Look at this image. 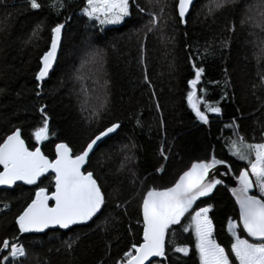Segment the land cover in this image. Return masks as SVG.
<instances>
[{"label": "trees", "instance_id": "trees-1", "mask_svg": "<svg viewBox=\"0 0 264 264\" xmlns=\"http://www.w3.org/2000/svg\"><path fill=\"white\" fill-rule=\"evenodd\" d=\"M38 2L41 8L32 9L29 0H0V142L19 127L35 149L39 144L32 133L46 117L49 137L41 145L53 160L60 142L77 155L107 127H120L86 167L106 194L91 223L19 233L16 217L34 198L36 186L17 185L0 189V242L19 237L27 255L18 264H119L133 244L142 242L141 206L149 189L171 187L193 163L213 156L238 176L246 162L230 155L231 142L239 137L264 142V8L261 0H227L219 8L220 0H197L183 24L178 0H131L129 17L102 27L81 13L86 0H63V7H53L57 0ZM149 13L160 16L152 31L145 27ZM57 24L64 25L58 62L46 81H37ZM193 65L204 69L197 96L221 109L210 113L201 104L207 124L187 102ZM39 184L52 192L54 177ZM254 194L259 195L256 189ZM209 205L214 238L229 250L227 224L239 223L238 205L225 184L193 209ZM189 222L186 215L168 230L166 258L153 263L199 264L194 233L183 230ZM239 231L248 238L242 227ZM176 246H188L189 255L176 253Z\"/></svg>", "mask_w": 264, "mask_h": 264}, {"label": "snow or ice", "instance_id": "snow-or-ice-1", "mask_svg": "<svg viewBox=\"0 0 264 264\" xmlns=\"http://www.w3.org/2000/svg\"><path fill=\"white\" fill-rule=\"evenodd\" d=\"M32 9H40L38 0H29ZM227 0H220L217 8L222 7ZM192 0H178V15L184 23L185 15ZM63 7V0H57L56 6ZM141 12L144 11L137 5ZM259 7L264 8V0ZM211 10V9H210ZM164 9L161 8V14ZM84 15L98 21L101 25L119 24L125 17L131 15L129 0H86ZM152 19L145 27L152 31L157 26L160 16L149 13ZM264 17V11L260 13ZM63 24L52 28L50 50L41 57L42 67L36 74L37 81H43L48 76L53 62L57 58L61 30ZM35 34V33H34ZM195 78L188 81L191 91L188 92L187 102L196 117L204 124L209 122L205 111L220 114L219 107L208 104L197 96V85L200 82L203 68L193 65ZM147 79V77H145ZM44 110L41 109V112ZM119 127L112 124L101 131L91 140L82 152L73 156V150L66 143L55 146V159L50 160L40 147L30 150L22 138V130L16 127L0 142V185L12 186L17 181L26 185H35L34 198L16 217L19 233L43 232L45 229L59 227L70 229L73 225L84 224L101 213L106 204V194L91 171H84L88 163L89 154L103 137L114 132ZM32 136L37 144L49 137L48 119L45 117L43 125L37 127ZM163 151V150H162ZM230 155L246 162V167L239 171L236 177L238 187L231 188V194L239 206V223L228 221L227 232L232 240L230 249L214 238V225L209 213L212 206L193 209V205L202 197H209L218 185L224 184L217 179L219 172L217 165L226 164L215 156L211 160L195 162L183 172L171 187L162 190L149 189L142 199L143 242L133 244L126 251L119 264H151L150 258L165 257V237L173 225H181L183 219L190 216L185 232L192 230L195 236V249L198 253L199 264H264V142L249 143L243 137L233 140L228 146ZM166 159V157H165ZM55 174V191L49 194L48 188L40 186L38 182L49 171ZM163 167L158 169L162 171ZM231 166L227 167V175ZM211 173V175H210ZM256 189L259 195L250 194ZM54 201L50 206L49 202ZM120 205H117L119 207ZM5 209L9 206L5 205ZM247 233L249 239L241 238L240 229ZM19 237L4 239L0 242V253H6L0 258V264H18L20 258L27 255ZM72 243L68 244L71 248ZM176 253L189 255L188 246L174 247ZM230 257H234V260Z\"/></svg>", "mask_w": 264, "mask_h": 264}, {"label": "water", "instance_id": "water-1", "mask_svg": "<svg viewBox=\"0 0 264 264\" xmlns=\"http://www.w3.org/2000/svg\"><path fill=\"white\" fill-rule=\"evenodd\" d=\"M196 1L197 0H192V3L189 5V10H188V12L186 13V15H185V18H184V20H185V22H186V19H187V17H188V15L190 14V12H191V10H192V8H193V6H194V4L196 3ZM177 9H178V5H177ZM184 22V23H185ZM183 23V24H184ZM50 47H51V44H50ZM61 49H62V35L60 36V41H59V46H58V49H57V58H56V60L53 62V66H52V68L49 70V74H48V76L47 77H45V79L43 80V81H41V82H44V81H46L49 77H50V75L52 74V72H53V70H54V68H55V66H56V64H57V62H58V59H59V56H60V53H61ZM49 50H50V48H49ZM41 67H42V63H41ZM117 124V123H116ZM119 125V124H118ZM110 127V126H109ZM119 127H120V125H119ZM119 127L114 131V132H112V133H110V134H108L106 137H103L100 141H98L97 142V144L94 146V148H93V151L92 152H90V154H89V159H90V157H91V155L94 153V151L98 148V146L101 144V143H103L107 138H109L110 136H112V135H114V134H116V132L118 131V129H119ZM108 128V127H107ZM106 128V129H107ZM106 129H104V130H106ZM103 130V131H104ZM97 135H99V133L97 134ZM97 135H95L92 139H94ZM22 138H23V136H22ZM24 139V138H23ZM91 139V140H92ZM91 140L89 141V142H91ZM26 142V141H25ZM60 143H65V142H60ZM60 143H58V144H60ZM67 144V143H66ZM26 145H27V143H26ZM28 146V145H27ZM69 146V145H68ZM37 147H40L41 148V151L43 152V150H42V145H41V143H39V145L37 146ZM70 147V146H69ZM30 149V148H29ZM30 150H34V149H30ZM44 153V152H43ZM73 154V153H72ZM74 156V155H73ZM49 158V157H48ZM50 159V158H49ZM55 159V158H54ZM53 159V160H54ZM89 159H88V162H89ZM50 160H52V159H50ZM87 165H88V163L84 166V171H86V167H87ZM228 166H230V164L229 163H227L226 162V164H221V165H217V168H218V170H219V172L217 173V175H216V178L217 179H222L223 181H224V184L226 185V187L228 188V190H229V192H230V194H231V191H230V189L231 188H235V187H238V183H237V180H236V175H234V173H233V171H232V169H231V171L230 172H228V174L227 175H220L221 173H225L226 171H227V167ZM0 171H2V166H0ZM187 171V170H186ZM87 172V171H86ZM49 175H52L53 177L55 176V174L53 173V172H51V170L49 171V173H46L45 174V177L46 176H49ZM182 175V174H181ZM210 175H211V173H210ZM44 178V177H43ZM95 178V177H94ZM42 179V178H41ZM38 183H40V182H38ZM17 185H25V186H28V187H34L35 185H26V184H24L22 181H17L16 182V184L15 185H12V186H7V185H0V189H8V190H12V189H14ZM158 190H162V189H158ZM55 191V179H54V190L52 191V192H54ZM254 191H255V188L252 190V192L250 193V194H254ZM52 192H49V194H51ZM214 192V191H213ZM213 194V193H212ZM212 194H210V196L212 195ZM232 195V194H231ZM254 195H256V194H254ZM209 196V197H210ZM233 197V196H232ZM205 198H208V197H202V198H200V200H202V199H205ZM234 198V200H235V197H233ZM200 200H198V201H200ZM197 201V202H198ZM196 202V203H197ZM195 203V204H196ZM49 204H50V206H53L54 205V201H50L49 202ZM194 204V205H195ZM193 205V206H194ZM238 208H239V206H238ZM100 213H98L97 214V216L99 215ZM97 216H95L94 218H96ZM143 216V215H142ZM93 218V219H94ZM92 219V220H93ZM92 220H90V221H87L86 223H84V224H79V225H73V226H71V228L72 227H74V226H81V225H87V224H89V223H91V221ZM18 226V225H17ZM54 229H60V230H63V231H67L68 229H61V228H59L58 226L57 227H54V228H49V229H45L43 232H31V233H23V234H42V233H45V232H47L48 230H54ZM246 235H247V233H245ZM248 237V236H247ZM165 239H166V237H165ZM248 239H250L251 241H254L253 240V238H251V237H248ZM142 242H143V235H142ZM141 242V243H142ZM254 242H258V241H254ZM159 257H153V258H150V261H151V263H153L154 261H156L157 259H158Z\"/></svg>", "mask_w": 264, "mask_h": 264}, {"label": "rangeland", "instance_id": "rangeland-1", "mask_svg": "<svg viewBox=\"0 0 264 264\" xmlns=\"http://www.w3.org/2000/svg\"><path fill=\"white\" fill-rule=\"evenodd\" d=\"M129 3H130V5H131V0H129ZM85 7H86V6H85ZM85 7H84V8H85ZM84 8H83V9H84ZM83 9L81 10V13H83ZM83 14H84V13H83ZM125 18H126V17H125ZM95 21H96V20H95ZM123 21H124V20H123ZM123 21H122V22H123ZM96 22H97L98 24H100L98 21H96ZM122 22H121V23H122ZM121 23H119V24H121ZM119 24H105V25H101V24H100V25H101L102 27H109V26H114V25H119ZM232 221L237 222L236 220H232ZM237 223H238V222H237ZM241 238H242V237H241ZM246 239H248V238H246ZM250 242H253V241L250 240ZM153 264H157V263H153Z\"/></svg>", "mask_w": 264, "mask_h": 264}]
</instances>
